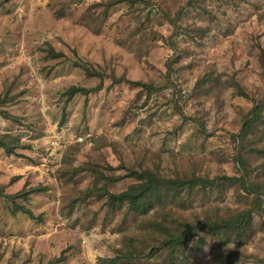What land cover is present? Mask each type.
<instances>
[{
	"label": "rangeland",
	"instance_id": "rangeland-1",
	"mask_svg": "<svg viewBox=\"0 0 264 264\" xmlns=\"http://www.w3.org/2000/svg\"><path fill=\"white\" fill-rule=\"evenodd\" d=\"M188 1L0 0V110L6 113L0 111V134L19 145L14 155L0 149V186L6 195L28 194L15 201L35 216L0 197V264L114 258L124 236L138 234L134 221L119 232L125 207L111 210L107 198H85L84 192L95 186L126 190L135 183L129 169L147 164L169 175L238 174L229 133L252 101L233 87L219 93L203 78L211 72L223 80L234 76L250 99L264 100L257 47L264 45V0H196L195 8H187ZM50 50L64 56L54 59ZM174 56L182 70L170 84L167 63ZM123 77L152 84L154 91L114 83ZM73 86L88 94L67 100ZM185 114L205 124V135ZM100 173L120 179L96 182ZM224 202L233 204L231 192ZM203 203L194 206L200 210ZM255 222L256 241L232 247L252 257L233 264L264 258V226L259 217ZM209 243L189 248L188 264H223Z\"/></svg>",
	"mask_w": 264,
	"mask_h": 264
},
{
	"label": "trees",
	"instance_id": "trees-1",
	"mask_svg": "<svg viewBox=\"0 0 264 264\" xmlns=\"http://www.w3.org/2000/svg\"><path fill=\"white\" fill-rule=\"evenodd\" d=\"M121 1L124 0H116L114 4ZM127 1L133 4L146 0ZM241 1L250 3L249 0H223V3ZM195 2L196 0H189L186 7H198ZM172 25L175 28L179 27L176 22H172ZM170 44L176 52V43L171 41ZM257 47L264 75V45L258 42ZM49 55L54 59L64 56L54 50H50ZM178 61L179 57L176 56L168 60L166 77L170 84L174 76L182 70L175 66ZM84 69L89 77L97 76L98 72L89 68ZM223 78V75L214 76L211 72L206 74L203 80L206 83H214L219 93H222L223 89L233 87L238 95L252 101L249 110L239 112L238 129L229 133L234 144L233 161L238 174L235 176L222 174L211 178L198 173L181 175V171H175L169 175L156 165L143 164L144 168L141 171L129 169L127 177L134 179L135 183L120 193H111L96 186L86 190L85 198L105 197L111 210L123 211L125 207L123 217L125 228L122 227L119 232H126V223L129 219L134 221L138 230V234H124L123 246L117 255L114 258L101 259L100 264H149L148 262L158 258H163L164 264H188L187 250L189 248L202 250L210 244L209 240L213 242L212 254L217 262L224 260L223 264H233L236 259L252 257L245 254L244 250L235 252L232 247L244 249L256 241L259 230L255 217H259L264 226V100L250 99L234 76L228 77L227 80ZM113 81L114 83L126 81L149 94L154 91L152 84L128 81L124 77L113 78ZM77 94H88V91L73 86L66 92L67 100H71ZM175 104L179 105L177 101ZM179 109L184 111L182 106ZM1 113L6 116L5 112ZM183 116L197 125L201 124L200 131L205 135V124L201 123L199 118L187 114ZM18 147L16 138L0 134L1 150L14 155ZM99 175L100 178L96 182L105 178L111 184L120 179H110L102 173ZM36 191L32 190L31 193ZM230 192L233 198L231 205L224 202ZM21 196L26 198L28 194L20 192L6 195L4 187L0 186V197L11 200L13 209L35 219L30 210L15 201ZM194 201L200 204L204 202V207L201 205V209L198 210L194 206ZM253 257L258 263H264V258Z\"/></svg>",
	"mask_w": 264,
	"mask_h": 264
},
{
	"label": "built area",
	"instance_id": "built-area-1",
	"mask_svg": "<svg viewBox=\"0 0 264 264\" xmlns=\"http://www.w3.org/2000/svg\"><path fill=\"white\" fill-rule=\"evenodd\" d=\"M56 138H53V140H52V142H51V144L54 146V145H56L55 143H56V140H55ZM79 141H82V139L80 138L79 139Z\"/></svg>",
	"mask_w": 264,
	"mask_h": 264
},
{
	"label": "clouds",
	"instance_id": "clouds-1",
	"mask_svg": "<svg viewBox=\"0 0 264 264\" xmlns=\"http://www.w3.org/2000/svg\"><path fill=\"white\" fill-rule=\"evenodd\" d=\"M251 250V249H250Z\"/></svg>",
	"mask_w": 264,
	"mask_h": 264
}]
</instances>
